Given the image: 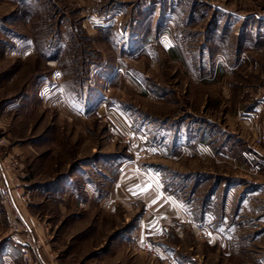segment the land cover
I'll list each match as a JSON object with an SVG mask.
<instances>
[{"label":"rangeland","instance_id":"obj_1","mask_svg":"<svg viewBox=\"0 0 264 264\" xmlns=\"http://www.w3.org/2000/svg\"><path fill=\"white\" fill-rule=\"evenodd\" d=\"M239 85L264 96V0H0V264H243L180 240L178 222L148 236L140 203L110 199L130 165L186 197L214 173L264 181L186 158L167 164L195 176L163 182L160 123L237 131ZM257 121L241 135L260 148ZM247 206L264 226V194Z\"/></svg>","mask_w":264,"mask_h":264},{"label":"crops","instance_id":"obj_2","mask_svg":"<svg viewBox=\"0 0 264 264\" xmlns=\"http://www.w3.org/2000/svg\"><path fill=\"white\" fill-rule=\"evenodd\" d=\"M246 89L239 85L235 92L236 98L229 101L230 106L226 109V117L236 119L237 131L230 130L231 127L228 124L220 125L217 121L205 119L204 134L207 135L205 138L202 135L203 132L198 134V129L200 130L201 126L199 128L189 126L184 130L179 128L176 129V132L171 133L165 131L168 127H166L168 124L165 121L160 123L162 161L165 163L162 164L163 182L164 177L167 179L171 173L177 176L181 175L184 180L188 179L189 175L195 176L194 171L195 174L176 171L170 164H167L169 160L177 161L186 158L210 161L213 165L224 163L255 175L264 172V141L260 144V148L251 147L241 135L245 136L246 130L251 131L256 125L254 123L258 122L257 120L264 126V96L253 95L245 101ZM214 141L218 143L215 145ZM250 154L254 158H250ZM132 166L130 165L128 170L130 176L115 183L116 186L112 189L110 199L120 206L129 208L138 203L143 206L144 217L138 221L137 229L146 228L149 232L148 236L151 234L155 236L161 231H165L166 226L170 223L178 222L179 229L177 231L179 233L176 235L180 240L196 237L198 241L202 243L204 241L206 246L215 249L226 258L243 264H253L254 250H257L259 256L255 254V257L258 261L263 262L264 245L260 243L264 240V226L256 223L254 226L256 230L250 229L248 222L251 220L250 215H256V213L252 212L251 207H245V204L248 205L249 200L254 203L264 194V181L237 180L235 177L226 178L219 173H214L210 175L214 180L209 188L208 196L206 194L199 196L193 193L198 190V188L196 189L198 183L195 181L191 185H184L183 192L186 189L193 191L192 197H186L185 194L183 196L174 195V189L168 186V179L165 180V184L163 183V189L155 172L139 171ZM124 173L125 170H123ZM217 175L224 180L215 182ZM149 185L150 187H148ZM218 188L220 190L219 197L216 194ZM242 188L243 190L238 192ZM255 217L254 221L256 219L260 221L261 214L258 213ZM185 257H187L186 264H191L193 258L189 254H186ZM196 263L202 264L199 261Z\"/></svg>","mask_w":264,"mask_h":264},{"label":"built area","instance_id":"obj_3","mask_svg":"<svg viewBox=\"0 0 264 264\" xmlns=\"http://www.w3.org/2000/svg\"><path fill=\"white\" fill-rule=\"evenodd\" d=\"M127 141L129 142V138H127ZM6 193H7V191L5 190V191H4L5 196H6Z\"/></svg>","mask_w":264,"mask_h":264},{"label":"snow or ice","instance_id":"obj_4","mask_svg":"<svg viewBox=\"0 0 264 264\" xmlns=\"http://www.w3.org/2000/svg\"><path fill=\"white\" fill-rule=\"evenodd\" d=\"M148 187H150V185Z\"/></svg>","mask_w":264,"mask_h":264}]
</instances>
